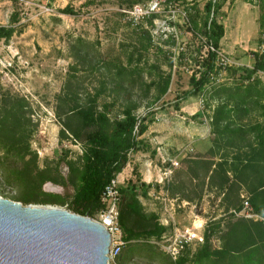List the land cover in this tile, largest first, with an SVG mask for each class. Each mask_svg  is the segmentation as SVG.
Segmentation results:
<instances>
[{
    "label": "rangeland",
    "instance_id": "374dc122",
    "mask_svg": "<svg viewBox=\"0 0 264 264\" xmlns=\"http://www.w3.org/2000/svg\"><path fill=\"white\" fill-rule=\"evenodd\" d=\"M148 1L0 0V25L15 30L0 42V117L21 107L32 132L24 160L0 146V197L73 212L89 148L78 138L80 111L105 114L110 136L130 113L148 128H135L140 150L129 162L141 151L155 177L145 182L136 169L121 187L143 178L145 213L169 232L190 229L205 240L174 259L161 238L135 239L115 264H264L256 211H264V70L254 71L264 56V0H180L178 38L156 45L122 11ZM209 1L223 6L209 13ZM212 20L224 27L219 48ZM210 52L214 67L198 90L192 79L207 71Z\"/></svg>",
    "mask_w": 264,
    "mask_h": 264
},
{
    "label": "trees",
    "instance_id": "16d2710c",
    "mask_svg": "<svg viewBox=\"0 0 264 264\" xmlns=\"http://www.w3.org/2000/svg\"><path fill=\"white\" fill-rule=\"evenodd\" d=\"M222 6L209 1L206 8L210 13L213 7L218 11ZM64 12L72 11L65 9ZM210 25L209 38L213 40L214 46L219 48V42L225 35L224 27L215 20H212ZM14 32L13 27L0 25V42L9 40ZM209 54L210 58L206 63L207 71L199 80L192 79L198 90L203 88L207 82V72L214 67L216 54L214 52ZM259 70H264V56L257 55L254 71ZM24 113L23 108L13 106L7 109L4 116L0 117V146L5 152L4 155H14L21 160L31 155L32 132H29V123ZM80 114L85 130L81 135H78V138L87 142L89 148L85 155V167L80 176V184L74 193L72 210L80 215L92 217L102 208L101 194L105 186L129 163L128 153L140 150L141 141L137 142L133 135L135 128L138 127L139 134L143 135L148 127L141 123L138 125L137 117L129 113L124 120L115 123V128L110 136L104 130L105 123L108 121L105 114L99 113L98 117L89 111H80ZM98 123H100V127L96 128ZM148 192L149 185H145L142 181L139 185V181L132 179L128 181L126 187H121L119 223L127 241L144 237L160 239L164 233L169 231L167 227L159 223L156 214L145 213L140 197H146ZM256 211L264 214V211L259 209ZM206 240H209V236L206 237ZM121 255L118 260L122 258ZM184 262V259L180 260V264H184Z\"/></svg>",
    "mask_w": 264,
    "mask_h": 264
},
{
    "label": "water",
    "instance_id": "95a60500",
    "mask_svg": "<svg viewBox=\"0 0 264 264\" xmlns=\"http://www.w3.org/2000/svg\"><path fill=\"white\" fill-rule=\"evenodd\" d=\"M110 244L92 217L0 197V264H108Z\"/></svg>",
    "mask_w": 264,
    "mask_h": 264
},
{
    "label": "built area",
    "instance_id": "2783aa9c",
    "mask_svg": "<svg viewBox=\"0 0 264 264\" xmlns=\"http://www.w3.org/2000/svg\"><path fill=\"white\" fill-rule=\"evenodd\" d=\"M180 0H149L145 4H138L123 9L126 22L137 28L145 26L152 42L163 37L169 39L179 36L177 24L180 16L185 17L186 12L179 8ZM212 49H214L212 47ZM177 165L178 163L174 162ZM121 199V181L119 174L105 186L101 194L102 208L94 218L106 228L111 236V244L108 253V264H115L120 257L128 241L119 223V205ZM248 209V203H246ZM248 217L254 215L247 214ZM194 242H204V237L196 231L176 229L166 232L161 237L163 250L172 258L177 259L183 255L187 247Z\"/></svg>",
    "mask_w": 264,
    "mask_h": 264
},
{
    "label": "crops",
    "instance_id": "0c3cea01",
    "mask_svg": "<svg viewBox=\"0 0 264 264\" xmlns=\"http://www.w3.org/2000/svg\"><path fill=\"white\" fill-rule=\"evenodd\" d=\"M140 152L141 151L134 152L135 153V155H134L135 158L133 160V165H132V162L131 163L129 162V165L123 170V172H121L119 174V180L121 182H125L126 178H128V179L132 178L131 175L134 173V169L139 170V172L143 176L145 182H149L150 180H152L155 177V173L153 171V163H154V161H152V162H141V154H140ZM191 165H192V163H191ZM132 167H133V169H132ZM122 173H124V178H120V176L123 175ZM141 175H140V177H141ZM202 176H203V174L201 173L200 174V178ZM143 178L141 180L142 182H144ZM200 181L203 182V179H201ZM207 182H208V180H206V183L204 184V186L201 185V187L207 189Z\"/></svg>",
    "mask_w": 264,
    "mask_h": 264
},
{
    "label": "bare ground",
    "instance_id": "6f19581e",
    "mask_svg": "<svg viewBox=\"0 0 264 264\" xmlns=\"http://www.w3.org/2000/svg\"><path fill=\"white\" fill-rule=\"evenodd\" d=\"M52 187V186H51ZM53 189H58L57 187H53Z\"/></svg>",
    "mask_w": 264,
    "mask_h": 264
}]
</instances>
